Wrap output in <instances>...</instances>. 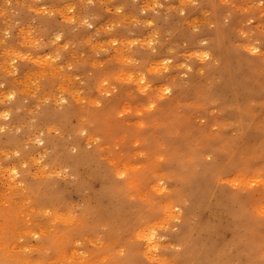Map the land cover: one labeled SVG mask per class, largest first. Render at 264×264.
Masks as SVG:
<instances>
[{"label": "rangeland", "instance_id": "rangeland-1", "mask_svg": "<svg viewBox=\"0 0 264 264\" xmlns=\"http://www.w3.org/2000/svg\"><path fill=\"white\" fill-rule=\"evenodd\" d=\"M0 246L264 264V0H0Z\"/></svg>", "mask_w": 264, "mask_h": 264}, {"label": "bare ground", "instance_id": "bare-ground-1", "mask_svg": "<svg viewBox=\"0 0 264 264\" xmlns=\"http://www.w3.org/2000/svg\"><path fill=\"white\" fill-rule=\"evenodd\" d=\"M77 19V18H76ZM50 53V52H49ZM52 67V66H51ZM70 78V77H69ZM24 84V83H23ZM26 91V90H25ZM29 141V140H28ZM2 150V149H1ZM8 151V150H7ZM44 174V173H43ZM61 174V173H60ZM122 192V191H121ZM9 194V193H8ZM133 194V193H132ZM168 206H170V205H168ZM35 208V207H34ZM31 210V209H30ZM68 211V210H67ZM71 222V221H70ZM133 225V224H132ZM154 226V225H153ZM124 229V228H123ZM4 230V229H3ZM25 230V229H24ZM58 231V230H57ZM28 233V232H27ZM61 233V232H60ZM136 233V232H135ZM56 234H58V233H56ZM55 234V235H56ZM63 234V236L62 237H64V233H62ZM139 234V233H138ZM67 235V234H66ZM141 235V233L139 234V236ZM144 236V235H143ZM61 237V238H62ZM135 239V238H134ZM62 240H65V238L64 239H62ZM56 241H58V240H56V239H54L53 240V242H55V244H57V242ZM156 241V240H155ZM188 241V240H187ZM4 243V242H3ZM40 244H42V242L40 243ZM13 246V245H12ZM40 246V245H39ZM42 246H44V245H42ZM42 246H40V247H42ZM192 246V245H191ZM1 247V246H0ZM5 247V246H4ZM38 247V246H37ZM39 247V249H41ZM125 247V246H124ZM43 248V250H44V248L46 249V247H42ZM54 248H56V246L54 247ZM126 248V247H125ZM14 249H16V248H14ZM18 249V248H17ZM71 250V249H70ZM69 251V250H68ZM4 252H7V251H4ZM134 252V251H133ZM7 253H9V252H7ZM70 253V252H69ZM76 253V252H75ZM6 254V253H5ZM10 255L9 256H11V253H9ZM17 254H18V252H17ZM20 254V253H19ZM62 254V253H61ZM65 254V253H64ZM21 255V254H20ZM20 255H18V257H20ZM73 255V254H72ZM13 256H15V255H13ZM22 256V255H21ZM120 256V255H119ZM17 257V256H16ZM25 257V256H24ZM65 257V256H64ZM27 258H29V257H27ZM69 258V257H68ZM116 258V257H115ZM23 260V259H22ZM26 260H28V259H26ZM30 260H32V258H30ZM117 260V259H116ZM24 261V260H23ZM36 261V260H35ZM41 261V260H40ZM34 262V261H33ZM47 262V261H46ZM24 263V262H23ZM22 263V264H23ZM28 263H30V262H28ZM35 264H36V262H34ZM42 263V262H41ZM45 262H43V264H44ZM138 263V262H137ZM27 264V263H26ZM52 264V263H51Z\"/></svg>", "mask_w": 264, "mask_h": 264}, {"label": "snow or ice", "instance_id": "snow-or-ice-1", "mask_svg": "<svg viewBox=\"0 0 264 264\" xmlns=\"http://www.w3.org/2000/svg\"><path fill=\"white\" fill-rule=\"evenodd\" d=\"M116 11L119 12L120 9L117 8ZM57 39H59V37H57ZM113 43H115V41H113ZM250 51H251L252 53H256V52H257V49H256L255 47H253V48L250 49ZM196 55L199 56L200 58H205V57L208 55V53H207V52H204V53H196ZM165 63H167V61H165ZM142 79H143V78H141V81H142ZM144 90H145V88H144V86L142 85V87H141V91H144ZM163 92H164V93H169V89L166 87V88L163 89Z\"/></svg>", "mask_w": 264, "mask_h": 264}]
</instances>
